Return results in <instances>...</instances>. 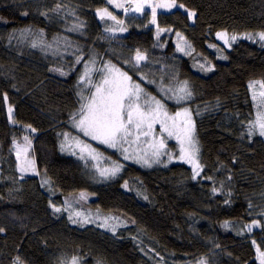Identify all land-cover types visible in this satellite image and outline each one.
I'll return each mask as SVG.
<instances>
[{
  "label": "trees",
  "instance_id": "16d2710c",
  "mask_svg": "<svg viewBox=\"0 0 264 264\" xmlns=\"http://www.w3.org/2000/svg\"><path fill=\"white\" fill-rule=\"evenodd\" d=\"M177 2L185 9L159 14V27L170 31L157 39L151 13L126 15L106 0H0V264H13L17 257L21 264H70L73 257L79 264H260L264 137L249 136L248 127L258 116L249 84L264 82V46L243 37L224 49L217 33L264 32V0ZM57 4L61 7L55 11ZM123 5L129 7L128 0ZM104 8L122 25L101 20L97 10ZM185 10L195 11L194 21ZM108 22L113 34L105 31ZM77 24L78 30L69 31ZM33 40L51 48H33ZM65 41L85 50H65ZM177 44L190 54L178 51ZM137 49L147 56L138 68L133 66ZM93 51L135 81L145 75L165 83L188 82L192 98L173 107L192 110L201 174L193 179L188 165L172 163L153 169L127 165L125 174L106 184L81 177L76 157L62 152L60 137L71 130L69 116L80 106L78 80ZM77 56L84 61L76 64ZM9 107L15 124L9 122ZM25 135L32 141L30 155L41 156L45 166L39 175L18 171L12 141L22 145ZM53 161H67L71 194L42 186ZM65 200L77 202L92 220H116L114 231L74 224L62 210L54 212L50 205L62 209ZM253 221L261 226L249 232L245 226ZM204 224L211 228L209 238L201 234Z\"/></svg>",
  "mask_w": 264,
  "mask_h": 264
},
{
  "label": "snow or ice",
  "instance_id": "6c2138e0",
  "mask_svg": "<svg viewBox=\"0 0 264 264\" xmlns=\"http://www.w3.org/2000/svg\"><path fill=\"white\" fill-rule=\"evenodd\" d=\"M106 2L114 8L123 9L126 15L129 13V8L118 3L117 0H106ZM128 3L134 5L130 9L131 12L134 13H143L146 6L151 9L152 19L150 23L157 27V39H159L161 32L170 31V29L160 28L157 24V8L169 10L176 7L184 8L183 4H177V0H168L167 3L156 4L151 3V0H128ZM60 7L61 5L57 4L56 9L54 10L58 11ZM185 11H187L189 19H192L196 15L195 12L188 10ZM24 15H28V13L25 12ZM97 15L101 20H104L105 16H107L113 21H116L118 25H122L123 23L122 21H117L116 16H114L112 12H109L108 8L98 9ZM79 27H81L79 24L73 25L69 31H76ZM126 30V28L120 27L121 32ZM105 31L111 32L114 30L106 27ZM176 35L180 37L181 40L184 39L179 32H177ZM257 35L260 41H264V32H260ZM217 38L229 46L230 41L234 42L237 39L235 35L229 37L226 32L217 33ZM245 38L252 39V36L249 34ZM65 43L67 45L68 42L65 41ZM185 45L188 48H191V45H188L187 41H185ZM31 46L33 48L38 46L51 48V45L43 44L42 41L38 42L37 40H33ZM210 46L215 47L214 45ZM262 46H264V44H262ZM177 50L184 52L186 55L190 54L189 52H186L185 48L181 47L180 44H177ZM222 58L227 59L226 56ZM133 59L135 61L133 66L138 68L141 65V62L147 61V56L145 53L137 49ZM82 61H84V57L77 56L75 63L80 64ZM96 64L97 59L95 56L84 61L85 71L78 80V83L83 85L78 92L80 106L76 112L71 113L69 116L72 127L75 128L78 133H81L83 137H87L99 144H103L112 149H118L122 153H125L124 159H129L127 153L129 152L130 147L133 145L139 146L141 143L146 144L148 146L147 149L141 148L139 151L143 153L140 159H142L144 165L148 167H151L153 163H160V158L163 155H167L169 162L173 160L172 153L167 151L166 141L169 139H175L179 144V159L192 166V178L195 179L203 170V166L199 162V146L192 110L189 107H183L174 114H169L165 103L166 100L174 99L177 104H180L182 101L191 99L193 93L188 88V82L184 81L183 85L176 89L171 87L166 88L161 94V99H157L156 96L146 92L140 83L134 82L132 76H130L128 72L117 68L116 65L111 63V61L103 62V65L100 68L95 67ZM203 67L204 65H201V68ZM52 71H57L60 75L68 74L60 69H52ZM93 73L99 74L98 81L93 79ZM140 80H145V77L140 76ZM148 83H154V81L150 80ZM255 83H260L261 87L264 88V82H252L249 84V88L252 89ZM252 99L254 102L257 101L255 93H253ZM5 100H7V96H5ZM256 106L258 116L256 120L250 121L248 135L252 136L258 134L259 136L264 137V91L259 93V102ZM12 113L13 109L9 107V122L15 124L17 121L13 118ZM196 114L199 115V112ZM157 126H159L158 133ZM26 130L36 132V129L32 128L31 125H27ZM63 135L65 141H68L70 133L65 132ZM71 139L75 141L79 148V159L85 161L86 165L89 160H98L100 154L91 144L79 137H71ZM64 146V144H61L62 150ZM31 150L32 141L28 135L23 137L22 145L13 138L12 151L15 152L17 158L18 171L22 174L31 171L32 173L39 175V172L35 167L34 158H29ZM72 154L75 155L76 153L73 152ZM94 167L99 175L105 179L114 178L121 170L119 165L112 168H101L97 163ZM209 179H211V177H209ZM49 183L50 181L48 179H44L42 186L48 185ZM124 186H127V182H125ZM216 191L217 189L213 188V193ZM85 196V193H80L81 199H84ZM50 206L56 213H59L62 210L54 204H51ZM71 207L72 203L65 200L63 211L67 212ZM261 215H264V213ZM81 216V213H75V217L81 218ZM77 218H74L72 214L68 217V219L74 224L78 222L81 224L90 222L87 218ZM112 219L118 220L119 218L115 217ZM133 223L135 222L133 221ZM99 226H107V218L105 219L104 224ZM260 226L259 221H253L252 224L246 225L245 227L251 232L253 227ZM224 227H229V222L226 221ZM112 230L114 231V228ZM3 231L4 229L0 228V232ZM255 243L256 242L253 241L254 245ZM257 252L259 253L260 264H264V251H261L259 246H257ZM13 264H21L19 257L15 259ZM71 264H78V258L73 257ZM200 264H206V262L201 260Z\"/></svg>",
  "mask_w": 264,
  "mask_h": 264
},
{
  "label": "rangeland",
  "instance_id": "374dc122",
  "mask_svg": "<svg viewBox=\"0 0 264 264\" xmlns=\"http://www.w3.org/2000/svg\"><path fill=\"white\" fill-rule=\"evenodd\" d=\"M117 2L121 3V4H124L125 0H117ZM167 2H168V0H151V3H153V4H156V3H167ZM177 4L179 5L180 3L177 2ZM133 6L134 5H130L129 4V7H128L129 11H131L130 9ZM177 9H185V8L176 7V8H172L170 10L169 9H164V8H157V16H156L157 24H158V16H159V14H161V13H171V12L177 10ZM114 10L115 11H123V9H117V8H114ZM145 11H148V13H151V9L148 8L147 6L145 7L144 12ZM188 11H192V10H188ZM192 12H195V11H192ZM105 17H107V16H105ZM151 19H152V16H151ZM194 19H195V17L192 18L193 21H194ZM114 22H116V21H114ZM108 28H112L110 22H108ZM111 33L113 34V31H111L110 34ZM257 34L258 33H253V34H251L252 39H247V38L246 39L249 40V41H254L256 43H260L261 45L264 44V41H260L259 40V37H258ZM248 35L249 34H247L245 36L237 37V39L234 42L230 41V46L226 45L220 39H219V41H220V43L222 45H224V49H230L241 38L247 37ZM228 36L231 37L233 35H228ZM71 47L72 48L84 49V47H80L77 44H72V43H69V42L67 43V45L65 44L63 49L70 50L69 48H71ZM92 56H95L96 59H97V64L95 65V67H97V68L102 67L103 62L110 61V58H106L105 61H103V60L100 61L99 58L97 57L98 56V51H96V52L93 51L92 52ZM89 59H87V60H89ZM111 63L116 65L115 62L111 61ZM141 63H143V62H141ZM97 75H98V77H96V76L94 77V73H93V79L95 81L99 80V74H97ZM142 76L145 77V80H143V81H141V80L140 81H135L134 80V76H132V79H133L134 82L140 83L141 86L145 89L146 92L150 93L151 95L156 96L157 99H161V94L166 88L171 87V88L176 89V88H179V87H181L183 85V82L173 81L172 83H170V82L165 83V81H163V82L155 81V79L152 78V77H146L145 75H142ZM150 80L154 81V83H148V81H150ZM82 87H83V85L80 84L79 91L81 90ZM188 88L191 90V86H188ZM261 91H264V88H262L260 85H254L253 92L257 96V102H259V93ZM192 93H193V91H192ZM77 97H78V100L80 101L79 96H77ZM182 102H185V101H182ZM165 103H167L166 107H167V110L169 111V114H174L176 111L181 110L179 108H174L173 107V106L176 107V105H177V103L175 102L174 99L173 100H166ZM35 113H37V111L33 110V114H35ZM12 115H13V118L16 120L15 114L12 113ZM69 126H70L71 130L68 131V128H67L63 132V133H65V132L70 133L69 140L65 141V137H64L63 134L60 137V142H61L60 143V147H61V144L65 145L63 150H62V148H61V150L66 156H74V157H76L77 164L80 165V168H81V174H80L81 177H83L86 182H89V183H91L93 185L106 184V183L118 180L120 178V176H122V174H125L127 165H132V164L137 165V166H139L141 168H144V169H153V168H157L159 166L164 167L165 165L172 164V163H183L185 165H188L192 169V166L189 163L183 162V161H181L179 159V144H178V142L175 139H169V140L166 141V143H167V151L172 153L173 160L171 162H169L167 155H163L160 158V160H161L160 163H153L151 167H148V166L144 165L143 160L140 159V157L143 155V153L139 151V149H141V148L142 149H147L148 146L146 144L141 143L139 146L133 145L132 147H130L129 148V152L127 153V155L129 156V159H124L125 153H122L118 149H112V148H109V147H107V146H105L103 144H99L96 141L90 140L87 137H83V135L81 133H78L76 131V129L72 127L71 122H70ZM35 127L37 128L38 126H35ZM75 131L78 134L75 133ZM158 132H159V126H157V133ZM71 137H79L80 139L85 140L89 144H91L92 147L96 148L98 153L100 154L98 160L97 161L89 160L87 165H86L85 161L79 159V155H80L79 148L77 147L75 141H73L71 139ZM198 146H199V144H198ZM73 152H75L76 154L73 155L72 154ZM29 158H34L36 170L39 172V174L43 173V171L45 170V166H44V164L42 162L41 156H39V159L37 160L36 157H34L33 155L29 154ZM149 158H150V156H149ZM199 162L201 163V161H200V147H199ZM97 163L99 164V166L101 168H112V167H114L116 165H119L121 167V170L114 178L105 179V178H103V177H101L99 175V173L97 172L96 168L94 167V165L97 164ZM46 169H47V175H48L47 179L50 181V183L48 184L49 186L55 187L56 189H58L60 192H63L64 194H71L73 192V189H72L73 185H72L71 175L69 173V166L67 164V161L66 162L65 161H53L51 163V165L49 167H47ZM201 172H200V174H201ZM30 173H31V171H30ZM63 209H64V207L62 208V213L63 214H66L68 216L70 214H72L74 218H77V217H75V213L76 212L81 213L82 214L81 218H87V220L90 221V222H86V224H95V225L99 226V225H101V223L104 224V221H105V218L103 216H100L101 218H97L95 220H92L94 218V216L90 215L89 213H86L85 212L86 210H83L77 204V202H74V205L72 204V207L69 209V211L65 212V211H63ZM81 218H77V219H81ZM111 223L113 225H115V224H117V221L116 220H110V219L107 218V226L110 227V228H113L114 226ZM99 227H101V226H99ZM200 231H201V234L205 238H209L210 235H211V228L207 224L202 225L200 227ZM78 264H79V261H78Z\"/></svg>",
  "mask_w": 264,
  "mask_h": 264
}]
</instances>
